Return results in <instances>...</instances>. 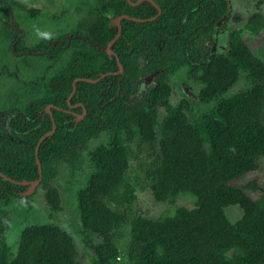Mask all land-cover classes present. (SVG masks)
I'll use <instances>...</instances> for the list:
<instances>
[{
    "label": "trees",
    "instance_id": "trees-1",
    "mask_svg": "<svg viewBox=\"0 0 264 264\" xmlns=\"http://www.w3.org/2000/svg\"><path fill=\"white\" fill-rule=\"evenodd\" d=\"M153 1L162 13L144 23L123 19L110 54L99 47L115 38L112 21L150 19L157 7L146 0L137 6L82 0L71 31L27 47L17 11H39L0 0L1 48L45 64L40 77L20 80L0 99V171L16 182L39 178L35 149L53 129L45 110L53 104L56 131L40 146L37 186L45 191L49 219L63 210L60 190L51 185L59 164L75 167L93 139L106 138L88 152L91 171L75 197L77 230L90 241L98 238L87 264H264V186L255 179L238 183L264 160V0H252L244 25L231 30L227 48L213 56L230 14L216 24L232 10L231 0ZM118 61L122 73L75 83L119 71ZM8 67L0 77L14 79L16 70ZM180 73L183 84L198 86L197 98L182 92L173 105V78ZM150 75L154 84L144 88ZM84 110L81 120L68 112ZM28 189L0 176V264H86L72 235L54 221L26 226L12 251L11 205L30 204ZM138 189L150 190L156 203L174 206L183 198L193 208L146 217L136 207ZM233 205L243 210L236 222L226 214Z\"/></svg>",
    "mask_w": 264,
    "mask_h": 264
},
{
    "label": "rangeland",
    "instance_id": "rangeland-1",
    "mask_svg": "<svg viewBox=\"0 0 264 264\" xmlns=\"http://www.w3.org/2000/svg\"><path fill=\"white\" fill-rule=\"evenodd\" d=\"M20 3L26 5V9L38 10L35 15H30L26 11H17L19 16L17 19L19 31L23 34L24 39L21 44H25L27 47H34L40 43L46 37H58V35L65 34L71 31L72 27H75L77 21L81 19V14L78 13L77 5L82 0H17ZM88 4H93L96 0H85ZM232 10L229 20L226 26L219 35V43L217 44L218 52H222L227 48L226 38L228 33L236 28L242 27L246 22L249 15L254 10V3L252 0H231ZM79 6V5H78ZM82 10V9H80ZM28 15V16H27ZM8 25V24H7ZM246 36V35H245ZM261 43L254 42L255 47H260ZM0 69L4 66H9V69H15L17 76L14 79L0 77V99L6 96L8 90L13 87H18L20 80L23 83L26 79L28 81L35 80L36 75L44 70L43 59L32 57L29 59V63L24 62L23 57H15L10 52L4 50L0 46ZM29 64V66L27 65ZM43 69V70H42ZM184 74V73H183ZM178 75L173 78V92L171 101L173 105L182 100L183 91V79L184 75ZM147 81V82H146ZM145 84L147 87L154 84L153 76L146 79ZM144 84V85H145ZM187 88V94L194 95L197 98V85L192 84L189 81ZM16 85V86H15ZM160 116L164 114V110L159 108ZM1 115V111H0ZM159 137V134H158ZM105 136L97 139H93L84 152V156L81 161L75 167L69 164L67 161H62L58 166V174L52 186L59 188L62 199V212L57 214V219H49L48 206L45 200V191L41 188H35V192L30 194L32 196L30 204H12V221L10 230L7 234V243L11 247L12 251L17 250L22 230L26 226L33 224L45 223L48 221H54L67 230L74 238L79 258L84 263H89L93 255V247L98 241L97 237L90 241L88 234L81 230H77L81 227L79 223L78 212L76 209V191L85 185L89 172L91 171L90 158L88 152L92 151L94 147L99 144L105 143ZM252 179L264 186V160H262L261 168L241 178L238 183L244 184ZM137 204L138 213L144 216H160L166 210L175 209L176 206H186L193 208V203L189 199H178L176 205L171 206L169 204H159L154 201L152 193L148 189H138L137 192ZM260 194V192L258 193ZM255 196H257L255 194ZM11 210V209H10ZM226 214L232 222L238 221L243 216V210L238 205L229 206L226 208ZM75 231H79L76 234Z\"/></svg>",
    "mask_w": 264,
    "mask_h": 264
},
{
    "label": "water",
    "instance_id": "water-1",
    "mask_svg": "<svg viewBox=\"0 0 264 264\" xmlns=\"http://www.w3.org/2000/svg\"><path fill=\"white\" fill-rule=\"evenodd\" d=\"M127 1H128L129 4H131L133 6H136V5L140 4L144 0H138L137 2H132L131 0H127ZM146 1H149L155 7H157V9H158V16H159L161 14V8L155 3V1H153V0H146ZM230 11H231V8H229L227 10V12L223 15V17L219 20V22L216 24V28H218L221 23H223L224 21H226L228 19V16L230 14ZM123 19H128V20H132V21H135V22L144 23V22H149V21L155 20L156 19V16L153 17V18H150V19H140V18H135V17L128 16V15H122V16L118 17L117 19H115V20L112 21L113 23H115L118 26V33H117V35L105 47H99V49L105 50V51H107L110 54H113L114 53L111 50V46L117 41V39L121 35V31H122L121 22H122ZM215 37H216V35H215ZM214 51H215V47L212 49L211 56H213ZM118 65H119V71H117V72L105 73L100 78H98L96 80H92V79H77V80H75V83L78 82V81H80V80H86L88 82L95 83V82H98L101 79L105 78L108 75L120 74V73L123 72V66H122V64L120 62H118ZM75 83H74V86H73L74 89H73V92H72L71 96L75 92V88H76L75 87L76 86ZM47 112L50 113V107L47 108ZM82 117L83 116H81L80 118H82ZM55 131H56V124L54 123L53 124V129L50 132L46 133L43 137H41V139L39 140V142H38V144L36 146V149H35V157H36V163L38 165V171H39V178L37 180H35V181H29V182H16L15 180L10 179L8 176H6L5 174H3L1 171H0V176H2V178L4 180H7V181H12V182H15V183H18V184H21V185H29V189H28V191L25 194H27V195L32 194L34 192L35 188L41 183V180H42V164H41V161L39 159L40 146L43 143V141L49 135H52Z\"/></svg>",
    "mask_w": 264,
    "mask_h": 264
},
{
    "label": "flooded vegetation",
    "instance_id": "flooded-vegetation-1",
    "mask_svg": "<svg viewBox=\"0 0 264 264\" xmlns=\"http://www.w3.org/2000/svg\"><path fill=\"white\" fill-rule=\"evenodd\" d=\"M136 6H137V5H136ZM161 13H162V9H161ZM157 17H158V14L156 15V18H157ZM152 18H153V17H152ZM15 21H16V20H15ZM6 22H7V21H6ZM16 22H17V21H16ZM117 33H118V32H117ZM121 34H122V31H121ZM116 35H117V34H116ZM120 36H121V35H120ZM14 45H15V44H14ZM214 47H215V46H213V48H214ZM213 48H212V49H213ZM215 48L217 49V45H216ZM24 53H26V52H21V53H18V54L24 55ZM27 62L29 63V61H27ZM118 62H119V61H118ZM181 74H182V73H180L179 75H181ZM38 76H39V75L37 74L36 77H38ZM150 76H153V77H154V75H150ZM150 76H149V77H150ZM39 77H40V76H39ZM147 78H148V77H147ZM147 78H146V79H147ZM146 79H145V81H146ZM76 80H77V79H76ZM146 82H147V81H146ZM144 84H145V83H144ZM146 85H147V84H145V85H143V86H146ZM188 86H189V85H185V84H183V87H182V88H183V91H182V92H184V93L187 94V88H188ZM144 88H145V87H144ZM187 95L190 96V97H195L194 95H191V94H190V95L187 94ZM71 97H72V96L70 95V96H69V100L71 99ZM79 105H80V104L72 105L71 108L74 109V108H76V107L79 106ZM48 107H50V113L47 112V108H48ZM53 107H54L53 104H49V105H47V107L45 108V110H46L47 113L51 114V118H52V121H53V124H54V123H55V120H54V118H53V116H52V112H51V109H52ZM68 112H70L71 114L76 115L77 120H81V119H83V118H84V115L86 114V113H85V110H84V112H83L82 114H77V113H75L74 111H68ZM1 115H2V113H1ZM1 115H0V118H1V119H0V122H2L1 120L4 119V116H3V115L1 116ZM81 116H83V117L80 118ZM2 118H3V119H2Z\"/></svg>",
    "mask_w": 264,
    "mask_h": 264
},
{
    "label": "clouds",
    "instance_id": "clouds-1",
    "mask_svg": "<svg viewBox=\"0 0 264 264\" xmlns=\"http://www.w3.org/2000/svg\"><path fill=\"white\" fill-rule=\"evenodd\" d=\"M231 12V11H230ZM231 14V13H230ZM229 17V16H228ZM216 43V42H215ZM215 46V45H214ZM216 47V46H215ZM215 50H216V48H215ZM214 53H215V51H214Z\"/></svg>",
    "mask_w": 264,
    "mask_h": 264
}]
</instances>
